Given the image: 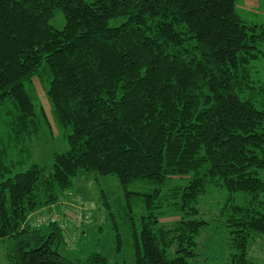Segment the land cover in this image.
<instances>
[{"label":"trees","instance_id":"trees-1","mask_svg":"<svg viewBox=\"0 0 264 264\" xmlns=\"http://www.w3.org/2000/svg\"><path fill=\"white\" fill-rule=\"evenodd\" d=\"M59 10L63 28L51 23ZM263 45L264 24L245 19L237 0H0L8 264H111L100 251L84 260L61 252V222H29L91 173L115 176L124 189L114 210L107 197L105 205L118 252L121 225L130 229L135 264H197L208 197L236 249L229 264H254L249 245L264 235ZM36 77L66 132L51 164L30 160L45 119L27 88ZM165 205L178 212L175 225L161 221ZM66 234L69 247L88 235Z\"/></svg>","mask_w":264,"mask_h":264},{"label":"rangeland","instance_id":"rangeland-1","mask_svg":"<svg viewBox=\"0 0 264 264\" xmlns=\"http://www.w3.org/2000/svg\"><path fill=\"white\" fill-rule=\"evenodd\" d=\"M237 8L240 14L249 21H255L264 24V0H237ZM65 17L62 11H57L51 23L57 28H63L65 25ZM264 49V45L262 47ZM260 69V66H258ZM257 67V68H258ZM31 95L35 98L39 114L45 116L41 124L39 134L33 137V142L30 147L31 162L40 164H51L54 151H63L67 148L65 131L56 120L53 113L52 104L46 92V86L36 77L32 83L27 85ZM75 186L73 189V196L68 200L76 202L78 197L81 198L82 203L86 206V213L90 216V222L78 226V232H86L88 235L81 234L76 244L67 245L68 234L72 232V227H68L63 232L64 239L60 244V251L72 259H86L92 251H100L105 254L111 264L117 261L126 264H135L134 249L132 246L131 232L128 226L120 228L123 237V249L121 252L116 250L115 237L116 232L113 229L110 214L105 205V198L107 197L113 210L115 209L114 200L116 197L124 198V189L115 176H104L100 174L91 173L89 175H80L75 179ZM139 183H134L130 189L138 191L149 188L141 187ZM208 197L201 202L202 215L204 218L210 220V226L204 228L201 236L198 237V263L200 264H229L232 260L233 254L236 253L235 247L232 245L230 232L227 227L221 226L218 220H214L217 212V200ZM139 202V201H138ZM56 211L60 215H64L69 219V215L75 208L68 204H55ZM49 209L44 207L43 209ZM165 205V210L161 221L167 225H175V221L179 218L178 212L171 211ZM143 204L136 209L137 228L140 231L141 217L143 214ZM40 211V210H39ZM54 214V206L50 210ZM37 216L48 215L46 212H34ZM15 240L13 238H6L0 240V264H8V254L13 252ZM249 257L254 264H264V235H259L251 241L248 248ZM197 263V264H198Z\"/></svg>","mask_w":264,"mask_h":264},{"label":"built area","instance_id":"built-area-1","mask_svg":"<svg viewBox=\"0 0 264 264\" xmlns=\"http://www.w3.org/2000/svg\"><path fill=\"white\" fill-rule=\"evenodd\" d=\"M73 194L69 192L68 197L61 198L58 203L65 204L66 206L68 204L72 205L75 210L72 211L69 215V219H67L64 215H60L59 211L55 213V209H57V206L51 205V208L54 206V214H51L49 212L48 215H31L29 217V222L33 226H43V225H49L51 223H57L61 222V227L66 229L68 227H72V236H74L77 231L74 229L75 226H79L82 223H87L90 221L89 214L86 213V206L84 203H82V200L80 197H78V200L76 202L68 200L69 197H72Z\"/></svg>","mask_w":264,"mask_h":264},{"label":"crops","instance_id":"crops-1","mask_svg":"<svg viewBox=\"0 0 264 264\" xmlns=\"http://www.w3.org/2000/svg\"><path fill=\"white\" fill-rule=\"evenodd\" d=\"M50 208L49 209H47L46 210V208L45 209H43V210H40V211H38V212H41V213H43V212H46V213H49L50 212ZM33 215H36V214H33ZM85 229V228H84ZM86 231V230H85Z\"/></svg>","mask_w":264,"mask_h":264}]
</instances>
